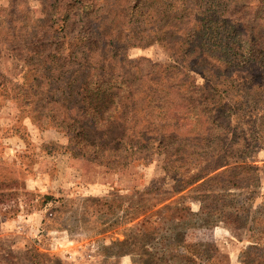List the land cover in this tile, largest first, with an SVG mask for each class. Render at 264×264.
I'll list each match as a JSON object with an SVG mask.
<instances>
[{
    "label": "rangeland",
    "instance_id": "1",
    "mask_svg": "<svg viewBox=\"0 0 264 264\" xmlns=\"http://www.w3.org/2000/svg\"><path fill=\"white\" fill-rule=\"evenodd\" d=\"M211 1L81 0L84 14L70 0H0V264H264V0ZM214 11L233 36L222 49L202 35ZM168 64L190 75L194 103L212 94L223 109L192 121L186 86L159 91L156 108L138 89L136 122L103 139L158 134L173 151L92 158L84 140L102 131L78 117L77 136L70 120L81 82L185 78Z\"/></svg>",
    "mask_w": 264,
    "mask_h": 264
},
{
    "label": "trees",
    "instance_id": "2",
    "mask_svg": "<svg viewBox=\"0 0 264 264\" xmlns=\"http://www.w3.org/2000/svg\"><path fill=\"white\" fill-rule=\"evenodd\" d=\"M80 1L81 0H70L69 3L70 5L73 4L72 6H75L76 4L81 3ZM209 1L210 0H208V2ZM213 2L214 1L212 0L210 4L215 5L216 3H213ZM217 6H220V4L218 3ZM87 8L88 7L85 4H82V6L74 8L75 9L74 11L76 12L77 9H81L83 10L85 14L88 10ZM71 14L72 12L67 15L68 19H70ZM216 14H218V11H214L213 14H210L208 25L203 28L204 33H202V35L205 36L204 38L205 41L209 40L210 41L209 43H211L214 46V48L222 49L223 44L231 43L233 36L230 35V32H228L227 30H224L223 26L217 25L218 23L223 24V22L222 20L218 18H214ZM84 23L85 25L83 26V28L88 30L90 28L87 26L88 22H86L85 20ZM197 32H201V30H198ZM88 41L90 43L88 44L90 48L93 41L92 40H88ZM230 48H233V47H230ZM190 51L191 50L189 48L185 49L186 53H190ZM171 65L172 64L166 65V69H165L166 73H167V69ZM170 68H173L175 71L178 70L177 71L178 74H182L183 72L176 65H173ZM183 74L185 77L186 73L183 72ZM188 77H190V75H187V77L183 79L180 78V80H169L167 79V76H164V78L160 80L158 77L159 80L158 79L150 80L147 86L148 88L144 87L143 84L141 85V83H139L136 79H134L133 81H130L127 84L126 88H121V85L118 84V82L114 83V78L112 76L105 74L103 71L98 74H95L94 76L90 78L88 77V79L81 82L79 86V90L80 91L82 90L81 94L79 92V107H78L79 113L76 114L74 118H70L75 129L79 128L77 132V136L86 130L87 128L86 124H88V123L83 124L81 120L77 119L78 117L80 119H83V118L86 119L88 122H90L89 124L92 125L94 128H98L99 130H101L102 135L99 139H96L92 142H89L88 140H84V139L83 140L85 144H89L92 147V150H90L91 152L89 153L92 156V158L94 157V159H96L97 161H100V163L107 164V165L111 163L121 164V165H125L126 163H132L130 161H134L137 159V157L135 158L133 156L137 154L138 150L141 149L142 147L145 148L146 150L151 149L153 153L163 149L164 147L166 148L170 147L169 150H165V152L171 153V151H173L171 150L172 149L171 146H168L169 144H165L163 137H161L158 134L155 136V138L148 137V138L143 139L142 141L140 140L141 139L140 136L138 138L139 140L138 139L137 141L132 140V138L129 136V133H127L126 131L123 132L122 137L120 138L118 137V139L114 138L110 140L109 142H107V140L103 138L107 136L108 129L111 126L116 125L120 121L125 126V130H130L131 126L127 124L128 114L129 115L132 114V116L129 119L134 120V122H136L137 116H135L136 112H132V108H133L131 106L132 102L128 103L126 101L129 100L130 96L133 93L137 92V90L141 88L145 91L138 94L140 95L138 96V100L146 101L147 99V103L149 104V106H151L152 108H156V106L160 102L159 100H161L164 97V95L160 96L161 91L163 90L173 91L174 89H178L181 86H184V87L186 86V88H188V89L185 88L186 92H184L185 90L179 91L180 89H178L180 99L184 100L185 102L184 105L186 107V110L184 111V114L182 115L184 119L188 118L189 120L195 121L196 119H199L201 115L205 118H209V115L208 117H206L205 115L208 113V111L215 110L214 108L219 109V107L223 109V105L220 106L221 101L212 99L213 98L212 94L205 96L200 102H198V104L194 103L189 91H190L191 86L193 85L194 87L196 84L193 81H189ZM206 80H208V82L204 86H202V88L203 89L205 88L204 90L208 91V89L213 87L212 86L213 83L211 85V81H210L211 79L209 80L208 78H206ZM72 82H73V79H72ZM70 83L71 82H68V84ZM120 83L122 85L123 84L126 85L127 82H125L124 80ZM123 89H126V90L123 92L122 91ZM148 93H151L153 95V98H155V100L152 97L149 99L146 98L145 96H149ZM166 94L169 95V93L167 92ZM134 103H139V102H134ZM150 111H152V109H150ZM77 124H79V126L76 127ZM154 127L155 128L152 127V130L161 129L160 125L154 126ZM156 133H158V131ZM178 138H179L178 136L170 137V139L173 140L172 141L173 144L176 140H180V138L179 139ZM164 139H167V138H164ZM186 139L188 138L183 137V140H186ZM128 151H130L131 153L130 156H128L127 154ZM178 152H179V149L177 148L175 153H178ZM87 154L88 152L83 153V155H87ZM126 160H129V161H126ZM229 164H231L230 160H224L212 166L211 168L209 167L210 168L209 171L214 172L218 168H221L222 166L229 165ZM228 170L229 169H225L224 171L220 173H216V175L210 177V180H212L213 178H217V176H220V174H224V172ZM207 173L209 174V172ZM204 175H206V173L204 174L201 173L197 177L196 181L203 178ZM186 254H187L188 259L193 258V254H191L190 251H186ZM182 256H185V255H182Z\"/></svg>",
    "mask_w": 264,
    "mask_h": 264
}]
</instances>
